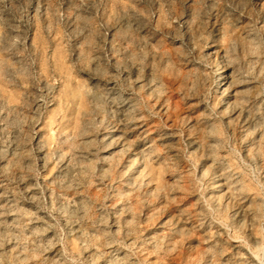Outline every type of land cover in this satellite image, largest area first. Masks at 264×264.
<instances>
[{
  "label": "rangeland",
  "instance_id": "1",
  "mask_svg": "<svg viewBox=\"0 0 264 264\" xmlns=\"http://www.w3.org/2000/svg\"><path fill=\"white\" fill-rule=\"evenodd\" d=\"M261 136L264 0H0V264H151L218 176L264 196Z\"/></svg>",
  "mask_w": 264,
  "mask_h": 264
},
{
  "label": "bare ground",
  "instance_id": "2",
  "mask_svg": "<svg viewBox=\"0 0 264 264\" xmlns=\"http://www.w3.org/2000/svg\"><path fill=\"white\" fill-rule=\"evenodd\" d=\"M218 69L221 70L222 67L218 65ZM219 76L220 79H223V73H220ZM143 102L146 106L145 99ZM123 105H125V102H123ZM133 120L134 118L130 122H133ZM254 142L258 144L256 147L257 155H264V136L256 137ZM128 147L131 148L133 145ZM138 161L144 163L145 154L138 153ZM192 169L195 172L197 167H192ZM217 180L215 182L216 187H223V189L219 191L220 195L218 197L209 196L201 202L203 204L201 214L196 221V223H199L198 226L195 229L188 228L182 219L176 218L175 224L178 227L175 229L173 236L168 239L153 241L150 245L152 248L150 254L154 259L151 264H178V261H182L183 264H264V234L259 233L261 229L264 231V196L249 200L246 193L248 190L254 189L251 185L242 181H230V176L225 175L218 176ZM255 183L257 188L261 185L259 181ZM257 188L255 187V189ZM167 189L165 187V190ZM163 190V188H158V190H155V194L158 196ZM138 191L122 193L127 201L132 218V221L127 222L129 227H133V221L138 215L137 210L141 205L138 200L141 195ZM241 201L245 204L244 206L239 204ZM224 208L226 209L225 212H223ZM232 208L233 214H228L227 211L232 210ZM227 220H229V224ZM114 227L113 225L108 227L109 231L104 233L105 247L112 250L109 253L110 255L119 250L109 236ZM207 227L215 228L216 233H212L208 237H202L201 232ZM231 227L235 230V237H232L229 233ZM222 237L228 240L231 238L236 240L237 242H235L239 243L235 248L237 251L229 253L219 242ZM13 240L18 244L22 238L14 236ZM1 242L0 256L5 254V249L8 246V243ZM17 249H15L14 256H12L13 261L17 264H23L26 259L22 256L23 253ZM1 252L3 253L1 254ZM113 260L108 264H121L120 256H116ZM138 262L144 264L145 261L138 258Z\"/></svg>",
  "mask_w": 264,
  "mask_h": 264
}]
</instances>
